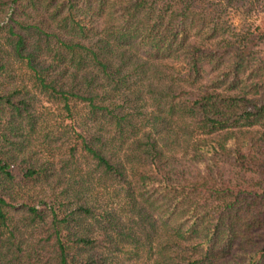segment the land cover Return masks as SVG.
<instances>
[{
    "label": "trees",
    "instance_id": "1",
    "mask_svg": "<svg viewBox=\"0 0 264 264\" xmlns=\"http://www.w3.org/2000/svg\"><path fill=\"white\" fill-rule=\"evenodd\" d=\"M259 9L0 0V264H264Z\"/></svg>",
    "mask_w": 264,
    "mask_h": 264
},
{
    "label": "rangeland",
    "instance_id": "2",
    "mask_svg": "<svg viewBox=\"0 0 264 264\" xmlns=\"http://www.w3.org/2000/svg\"><path fill=\"white\" fill-rule=\"evenodd\" d=\"M258 6H260V5H257V7ZM260 10V9H259ZM261 11V13H260V15H258L259 17H263L264 18V10H260Z\"/></svg>",
    "mask_w": 264,
    "mask_h": 264
}]
</instances>
